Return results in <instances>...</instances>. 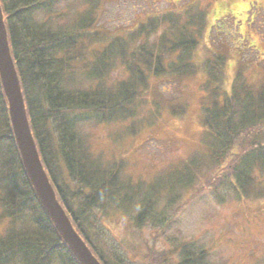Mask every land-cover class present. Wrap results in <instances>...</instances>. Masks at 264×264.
Masks as SVG:
<instances>
[{
  "label": "trees",
  "instance_id": "obj_1",
  "mask_svg": "<svg viewBox=\"0 0 264 264\" xmlns=\"http://www.w3.org/2000/svg\"><path fill=\"white\" fill-rule=\"evenodd\" d=\"M202 1H172L162 10L144 11L128 25L107 28L91 7L100 0H0L39 155L72 224L104 264L121 261L100 245L97 220H109L115 229L137 207L127 227L140 233L162 192L183 186L176 181L165 186L159 178L133 183L119 161L103 160L90 150L84 125L149 123L161 111L179 116L185 104L178 103L181 97H173L174 103L163 100L162 83L200 75L199 90L205 93L200 102L202 143L182 166L187 186L204 168L210 192L221 201L229 189L239 197L248 195L264 175V79L241 81L245 58L238 55L224 90L230 50L225 54V45L217 46L214 12ZM82 2L91 8L79 10ZM150 223L157 228L156 221ZM188 256L183 251L179 264H187ZM0 264H79L22 168L1 84Z\"/></svg>",
  "mask_w": 264,
  "mask_h": 264
},
{
  "label": "rangeland",
  "instance_id": "obj_2",
  "mask_svg": "<svg viewBox=\"0 0 264 264\" xmlns=\"http://www.w3.org/2000/svg\"><path fill=\"white\" fill-rule=\"evenodd\" d=\"M172 1L176 0H100L99 4L91 7L99 24L113 28L130 24L132 18L143 15L144 11L162 10ZM234 2L238 3L239 13L235 15L230 12ZM206 3L214 12L212 23L218 30V36L213 33V38L217 46L224 44L225 54L230 50L223 88L228 87L236 71L238 55L245 58L241 81L258 83L264 79V1L203 0L202 7ZM64 5L65 2L60 3L61 7ZM77 7L82 11L90 4L82 2ZM196 77L203 80L200 75ZM201 78L171 79L164 83L163 100L169 99L174 103L177 100L173 97H182L178 103L185 104V112L179 116L171 114L170 118L161 111L158 121L153 124L144 122L139 125L138 122L131 125L125 120L84 125L82 131L86 134L90 150L103 160H120L124 177L132 182L148 184L159 175L158 181L164 179L165 186L173 181L189 185L187 172L173 174L171 170H182L181 163L201 150L200 102L205 95L198 88ZM147 114H150V109L142 110L138 119ZM203 171L204 168L199 174L195 172L192 186L161 194L156 205L152 204L149 219L144 220L145 228L140 233L129 235L127 216L119 220L115 230L110 229L121 241L128 258L112 233L113 237L97 220L100 245L106 244L105 248L124 258L126 264H176L180 254L188 250L194 260L199 261L201 253H206L205 264H264V176L259 178L262 183L248 197L241 196L236 201L234 193L228 192L227 201L218 204L209 193L208 179ZM134 210L136 212L137 207ZM135 212L130 213V217ZM151 218L159 226L163 225V232L158 230L159 226L156 229L149 227ZM104 221L105 224L111 222ZM131 237L135 247L129 250ZM184 242L189 248L180 247Z\"/></svg>",
  "mask_w": 264,
  "mask_h": 264
},
{
  "label": "water",
  "instance_id": "obj_3",
  "mask_svg": "<svg viewBox=\"0 0 264 264\" xmlns=\"http://www.w3.org/2000/svg\"><path fill=\"white\" fill-rule=\"evenodd\" d=\"M0 79L7 99L12 132L24 170L55 229L80 264H101L74 230L57 201L47 178L28 124L14 64L9 53L6 28L0 7Z\"/></svg>",
  "mask_w": 264,
  "mask_h": 264
}]
</instances>
